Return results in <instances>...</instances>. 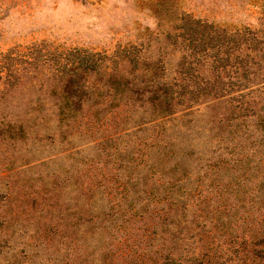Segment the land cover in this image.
Returning a JSON list of instances; mask_svg holds the SVG:
<instances>
[{"label":"trees","instance_id":"1","mask_svg":"<svg viewBox=\"0 0 264 264\" xmlns=\"http://www.w3.org/2000/svg\"><path fill=\"white\" fill-rule=\"evenodd\" d=\"M256 7L254 27L169 12L110 53L6 56L0 80L28 98L4 132L32 133L38 162L32 185L0 193V264H264Z\"/></svg>","mask_w":264,"mask_h":264},{"label":"rangeland","instance_id":"2","mask_svg":"<svg viewBox=\"0 0 264 264\" xmlns=\"http://www.w3.org/2000/svg\"><path fill=\"white\" fill-rule=\"evenodd\" d=\"M264 0H0V76L7 55L22 58L40 49L71 48L112 52L117 46L158 36L168 21L181 12L227 28L254 27L257 5ZM19 64L18 61H13ZM4 83V84H3ZM0 80V193L19 195L33 184L37 143L32 133L24 138L7 137L8 125L16 127L24 110L19 89L6 91ZM17 122V124H15ZM14 123V124H12ZM89 156L93 146L84 150ZM19 234L17 242H24ZM14 236V237H15Z\"/></svg>","mask_w":264,"mask_h":264}]
</instances>
